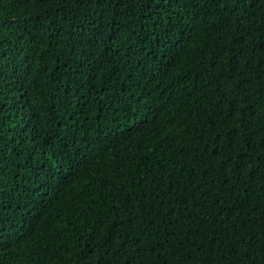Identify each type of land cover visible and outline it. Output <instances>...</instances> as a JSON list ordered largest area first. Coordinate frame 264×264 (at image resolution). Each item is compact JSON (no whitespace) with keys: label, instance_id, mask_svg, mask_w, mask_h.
Masks as SVG:
<instances>
[{"label":"trees","instance_id":"1","mask_svg":"<svg viewBox=\"0 0 264 264\" xmlns=\"http://www.w3.org/2000/svg\"><path fill=\"white\" fill-rule=\"evenodd\" d=\"M109 4L0 0V264H264V7Z\"/></svg>","mask_w":264,"mask_h":264},{"label":"snow or ice","instance_id":"2","mask_svg":"<svg viewBox=\"0 0 264 264\" xmlns=\"http://www.w3.org/2000/svg\"><path fill=\"white\" fill-rule=\"evenodd\" d=\"M69 2L78 3L79 0H58V7H62ZM142 2L145 6H150L151 0H142ZM115 3L120 6L132 3V6H135V0H115ZM258 4L264 7L261 0H221V7H228L229 12L225 14L224 23L220 24V29L227 34L226 29L231 28L232 35L230 39L240 44L241 49L246 47L245 44H241V37L247 32L248 27H251L250 17L254 15L251 9L256 8ZM102 5L104 7L111 6L110 4L104 5V0H97V6ZM231 17H235V19L230 20ZM245 21H249L248 25L245 24ZM180 39L178 36L177 41L179 42ZM244 83H247V80ZM225 161L230 163V161H227V157H225ZM3 243L4 238L0 236V247H3ZM182 264H197V262L193 259L191 253H186Z\"/></svg>","mask_w":264,"mask_h":264}]
</instances>
